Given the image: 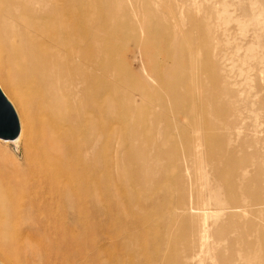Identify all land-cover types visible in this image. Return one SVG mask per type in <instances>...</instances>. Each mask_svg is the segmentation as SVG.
I'll return each instance as SVG.
<instances>
[{
  "label": "rangeland",
  "instance_id": "1",
  "mask_svg": "<svg viewBox=\"0 0 264 264\" xmlns=\"http://www.w3.org/2000/svg\"><path fill=\"white\" fill-rule=\"evenodd\" d=\"M84 1L92 20L105 19L102 6L116 7L138 27L129 39L114 22L105 28L119 48L108 47L103 173L108 213L94 219L91 253L102 247L105 264H164L173 252L189 251L196 254L192 262L178 257L169 264H217L215 254L222 252L223 264H235L224 234L235 235L245 222L264 226V215H256L257 210L264 214V206L250 205L241 190L256 171L255 162L264 165V0ZM123 66L133 76L124 83L113 79L115 68L122 72ZM0 89L19 119L1 81ZM193 120L205 138L200 153L216 152L211 160L196 161ZM7 143L8 152L16 151ZM137 147L144 155L138 162ZM227 154L239 163L226 176L235 193L214 175V161ZM231 194L239 206L232 212L227 208ZM194 201L205 207L206 234L197 227L196 211L172 209ZM229 214L236 215L230 223L237 222V229L227 230ZM121 215L136 226L124 225ZM155 248L159 252H150ZM204 251L210 256L206 260ZM250 258L243 256L244 263ZM13 263L0 251V264Z\"/></svg>",
  "mask_w": 264,
  "mask_h": 264
},
{
  "label": "bare ground",
  "instance_id": "2",
  "mask_svg": "<svg viewBox=\"0 0 264 264\" xmlns=\"http://www.w3.org/2000/svg\"><path fill=\"white\" fill-rule=\"evenodd\" d=\"M102 8L105 19L99 21L91 19L84 0H0V81L19 110L18 119L2 92L19 124L15 138H0L5 142H0V251L13 264H105L104 249L98 247L91 253L90 238L94 219L108 213L103 188L106 103L111 87L108 47L118 49L119 43L108 37L105 28L114 22L122 38L129 39L136 36L138 27L128 13ZM122 69L123 73L115 68L113 79L121 77L124 83L133 76L125 66ZM196 121L190 125L196 161L211 160L215 151L200 153V141L205 144V138L198 135ZM175 129L188 137L184 128ZM7 142H13L16 151L8 152ZM137 153L138 162L144 155L139 147ZM226 156L214 161V175L235 193L226 176L239 163L231 154ZM255 165L256 171L241 190L250 205L262 207L264 165L260 161ZM225 166L231 169L220 171ZM227 201L231 212L238 209L232 194ZM172 209L196 211L197 227L206 234L207 216L201 204L175 203ZM256 215L264 214L257 210ZM121 216L124 225L136 226ZM178 216L173 215V220ZM235 217L227 215V230L237 229V222L230 223ZM224 240L235 264H245V255L251 256L247 264H264V226L245 222L235 235L224 234ZM181 253L173 252L164 264L177 262L178 257L195 259V253ZM222 255L215 254V263L223 264ZM202 256L204 260L210 257L206 251Z\"/></svg>",
  "mask_w": 264,
  "mask_h": 264
},
{
  "label": "water",
  "instance_id": "3",
  "mask_svg": "<svg viewBox=\"0 0 264 264\" xmlns=\"http://www.w3.org/2000/svg\"><path fill=\"white\" fill-rule=\"evenodd\" d=\"M19 132V124L15 111L0 90V138L13 139Z\"/></svg>",
  "mask_w": 264,
  "mask_h": 264
}]
</instances>
